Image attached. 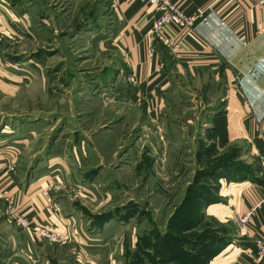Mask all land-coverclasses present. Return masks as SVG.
Masks as SVG:
<instances>
[{
  "label": "crops",
  "instance_id": "crops-1",
  "mask_svg": "<svg viewBox=\"0 0 264 264\" xmlns=\"http://www.w3.org/2000/svg\"><path fill=\"white\" fill-rule=\"evenodd\" d=\"M57 1L73 7L103 2ZM106 1L111 24L102 25L104 21L97 18L100 30L89 37L96 40L94 52L110 56L101 64L104 72L99 80V95L106 100L116 94L114 102L130 103V116H138L137 123L141 115L145 117L142 122L147 121L141 124V132L124 145L110 142L109 137L96 141L87 135L88 127L80 126L71 137L50 144L44 157L30 170L25 164L32 163L41 151L35 146L36 129L23 121L19 126L9 122L7 128L1 120L23 114L8 109L27 88V83L11 74L6 64L11 60L12 38L15 32L22 36L39 30L43 13L34 0H0V104L7 105L0 107V264H131L122 245L130 248L136 237L117 239V231L110 230L135 216L139 219L141 214L134 189L123 194L118 189L124 186L122 178H110L113 169L109 170V165L121 146H126L129 158L116 172L156 174L157 166L164 165L159 168L169 194L180 195L184 210H194L193 204L183 198L188 181L183 189H178L175 182L186 174L182 157L188 136L177 139L168 125L160 119L156 121L157 109H147L144 101L154 100L157 90L169 86L164 49L174 59L173 66L185 87L181 94L194 100L190 109L199 108L194 114L200 118L204 137L198 140L203 149L196 148L197 157L207 158L205 151L209 148L213 160L230 152V158L222 163L216 159V170H210L216 194L226 200L223 206L232 211L235 219L250 213L243 225L236 223V232L229 236L230 244L220 254L225 255L227 264H255V241L264 243V182L259 176L260 157L264 154V19L258 0H172L185 15L194 16L191 28H163L164 35L175 40L176 50L152 34V21L158 15L154 7L139 0ZM92 10L88 13L93 17ZM115 55L121 66L112 59ZM34 59L42 62L41 58ZM128 75L135 81L127 82L124 77ZM117 85L119 91L112 94ZM141 99L143 103L139 104ZM124 115L127 117L128 111L119 116ZM205 162L198 170L207 168ZM221 164L229 167L221 169ZM58 181L63 185L52 191L49 200L43 189ZM81 185L89 190L88 197L80 194ZM127 194L130 196L124 199ZM219 203L211 205L219 208ZM11 207L25 217L30 227L50 223L69 235L71 241L58 246L34 237L14 221L9 213Z\"/></svg>",
  "mask_w": 264,
  "mask_h": 264
},
{
  "label": "rangeland",
  "instance_id": "rangeland-1",
  "mask_svg": "<svg viewBox=\"0 0 264 264\" xmlns=\"http://www.w3.org/2000/svg\"><path fill=\"white\" fill-rule=\"evenodd\" d=\"M34 1L42 9L41 27L22 36L15 32L11 60L5 62L11 69V74L27 83L26 92H22L21 98L15 99L12 108L8 109L13 113L18 111L23 114L1 120V124H5L3 126L7 128L10 123L19 126L24 124L21 123L23 121L29 124L28 127L36 129L35 146L40 147L41 151L25 167L30 170L34 168L36 162L44 157L50 144L57 139L66 140L75 133V129L80 130V126L88 127L87 135L99 142L108 137L112 143L117 141L116 143L124 145V142H130L141 132V124L147 119L142 122L145 117L141 115L137 123L138 116H130V103L126 105L124 102H114L120 82L112 93L115 96L104 100L99 95V80L104 72L101 64L106 62V58L110 59V56L105 58L94 52L96 40L89 38L93 32L100 30L97 18L104 21L102 25L110 26L108 2L103 0L101 3L88 5L79 3L73 7L57 0ZM89 9L95 13L94 18L88 13L91 11ZM21 50L24 52L21 53ZM163 51L168 61L166 69L169 86L157 90L154 100L148 98L144 101L147 109H157L156 121L160 119L164 125H168L177 139L188 136V146L183 149L182 157L186 174L183 178L176 179L177 174L175 182L179 184L178 189H183L188 181L187 195L183 198L187 199V203L193 204L194 210H184L185 207L180 204L182 200L179 202L180 195L169 194V186H166L159 168L164 165L157 166L156 174H128L121 170L116 172L129 158L126 146H121L109 165V170L113 169L110 173L114 174L110 178H122L120 181L124 186L118 189L123 194L134 189V200L141 209V214L139 219L135 216L130 222L117 223L110 230L117 231L114 233L117 239L130 240V237H136L135 245L129 244L130 248L124 249L122 245V251L131 264H227V258L220 252L230 244L229 236L236 232L239 217L235 219L232 211L223 206L226 200L216 194L218 189L212 186L210 170H216V159L222 163L230 158L227 156L229 151L213 160L212 150L209 148L205 151L209 154L207 158L200 156L199 160L197 157L199 155L196 154V148L197 151L203 149L202 146L199 147L198 140L204 137L200 132V118H195L194 114L199 112V108L190 109L194 100H187L181 94L185 87L178 70L173 66L174 59H171L165 49ZM149 54L151 56L152 51ZM34 58H41L42 62H36ZM112 59L121 66L119 57L115 55ZM124 78L127 82L135 81L131 75ZM138 102L142 104L143 100ZM227 105L225 100V106ZM0 107L3 109L7 105L1 102ZM122 111H128L129 115L119 116ZM153 130L157 132L156 128ZM77 133L83 135L82 132ZM192 136L194 139L191 141ZM204 162L207 168L198 170L199 165ZM222 167L229 165L221 164V169ZM80 187L78 189L81 195L90 194L85 186ZM129 196L127 194L124 199ZM213 202H220L219 208L212 206ZM201 204L203 210H200Z\"/></svg>",
  "mask_w": 264,
  "mask_h": 264
},
{
  "label": "built area",
  "instance_id": "built-area-1",
  "mask_svg": "<svg viewBox=\"0 0 264 264\" xmlns=\"http://www.w3.org/2000/svg\"><path fill=\"white\" fill-rule=\"evenodd\" d=\"M143 4L154 7L157 10L158 15L153 19L151 25L152 34L156 35L163 44L171 47V49L176 50L175 40L164 35L163 28L166 25H175L180 28H191L194 20V16L185 15L183 11L179 8L178 4L172 0H139ZM258 6L262 10L264 19V0H258ZM151 54V53H150ZM236 79H239L236 77ZM9 169L11 167L9 166ZM259 176L264 182V154L260 157V169ZM63 185L62 181H58L54 184H48L47 187L43 189V192L47 195L49 200H52V191L60 189ZM3 193L0 191V197ZM52 204V201H50ZM12 206V205H11ZM9 213L13 214L14 221L20 225L22 228H27L34 237L41 239L50 244H55L58 246H63L71 241L69 235L56 230L50 223L43 222L39 223L34 227H30L28 221L25 217L16 213L11 207ZM250 213L239 217V223L243 225L247 221ZM255 264H264V243L262 241H255Z\"/></svg>",
  "mask_w": 264,
  "mask_h": 264
},
{
  "label": "trees",
  "instance_id": "trees-1",
  "mask_svg": "<svg viewBox=\"0 0 264 264\" xmlns=\"http://www.w3.org/2000/svg\"><path fill=\"white\" fill-rule=\"evenodd\" d=\"M236 170H238V169H236Z\"/></svg>",
  "mask_w": 264,
  "mask_h": 264
}]
</instances>
